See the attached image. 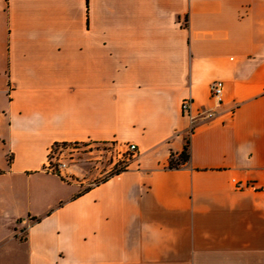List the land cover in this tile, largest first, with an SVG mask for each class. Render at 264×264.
<instances>
[{"label": "crops", "instance_id": "crops-1", "mask_svg": "<svg viewBox=\"0 0 264 264\" xmlns=\"http://www.w3.org/2000/svg\"><path fill=\"white\" fill-rule=\"evenodd\" d=\"M86 142L138 152L47 170ZM0 264H264V0H0Z\"/></svg>", "mask_w": 264, "mask_h": 264}, {"label": "rangeland", "instance_id": "rangeland-1", "mask_svg": "<svg viewBox=\"0 0 264 264\" xmlns=\"http://www.w3.org/2000/svg\"><path fill=\"white\" fill-rule=\"evenodd\" d=\"M55 157L66 164L59 175L84 188L124 170L132 159L124 147L94 142L60 144L54 147L51 163Z\"/></svg>", "mask_w": 264, "mask_h": 264}, {"label": "built area", "instance_id": "built-area-1", "mask_svg": "<svg viewBox=\"0 0 264 264\" xmlns=\"http://www.w3.org/2000/svg\"><path fill=\"white\" fill-rule=\"evenodd\" d=\"M223 89H224L223 81L218 80L211 84V94L216 106H219L223 101ZM182 109L184 113L191 115L192 100L190 98L185 99L183 101ZM198 116H200L202 119H211L215 116V112L213 109H202L199 111ZM54 147L55 146H53L52 149L50 150L48 164L46 168L48 171L57 174L66 167V164L61 160V158L57 159L56 157L54 163H51V154L53 153ZM125 150L130 154L131 157H135L138 152V147L136 144L132 143V144H128L127 147H125Z\"/></svg>", "mask_w": 264, "mask_h": 264}, {"label": "trees", "instance_id": "trees-1", "mask_svg": "<svg viewBox=\"0 0 264 264\" xmlns=\"http://www.w3.org/2000/svg\"><path fill=\"white\" fill-rule=\"evenodd\" d=\"M60 144H56L55 146H58ZM189 160V141H187L185 148L183 152L180 155V161L187 162ZM176 162L174 160L170 161V167H175ZM59 175V173H57Z\"/></svg>", "mask_w": 264, "mask_h": 264}]
</instances>
